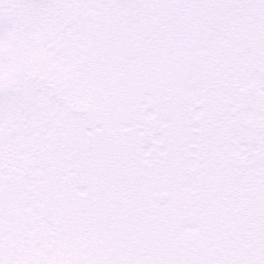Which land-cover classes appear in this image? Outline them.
Wrapping results in <instances>:
<instances>
[{"label":"snow or ice","instance_id":"snow-or-ice-1","mask_svg":"<svg viewBox=\"0 0 264 264\" xmlns=\"http://www.w3.org/2000/svg\"><path fill=\"white\" fill-rule=\"evenodd\" d=\"M0 264H264V0H0Z\"/></svg>","mask_w":264,"mask_h":264}]
</instances>
